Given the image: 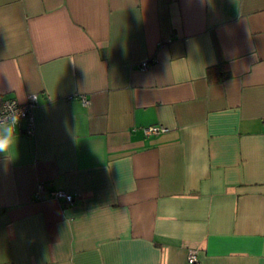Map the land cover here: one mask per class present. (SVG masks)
Masks as SVG:
<instances>
[{"label": "crops", "instance_id": "0c3cea01", "mask_svg": "<svg viewBox=\"0 0 264 264\" xmlns=\"http://www.w3.org/2000/svg\"><path fill=\"white\" fill-rule=\"evenodd\" d=\"M31 94L0 264H264V0H0V109Z\"/></svg>", "mask_w": 264, "mask_h": 264}, {"label": "built area", "instance_id": "2783aa9c", "mask_svg": "<svg viewBox=\"0 0 264 264\" xmlns=\"http://www.w3.org/2000/svg\"><path fill=\"white\" fill-rule=\"evenodd\" d=\"M143 68H147L149 66L148 63L144 62L141 64ZM83 104H87V101L82 97ZM38 106V96L35 94H31L27 96L25 102H18L15 99H7L3 101L1 109H0V118L4 117L9 113L10 109H13L20 114V121L24 120L27 124V133L31 134L33 132V110ZM168 131L167 128L160 125H153L142 128V132L145 136H155L159 134H164ZM45 192V184L44 182L38 183L35 190V199L42 200V194ZM50 197L58 202L63 203L64 205H71L73 203V197L63 191L55 190L51 191ZM188 264H197V252L196 250L190 249L188 250L186 257Z\"/></svg>", "mask_w": 264, "mask_h": 264}, {"label": "clouds", "instance_id": "9594fccd", "mask_svg": "<svg viewBox=\"0 0 264 264\" xmlns=\"http://www.w3.org/2000/svg\"><path fill=\"white\" fill-rule=\"evenodd\" d=\"M20 123V114L13 109L0 118V153L6 157H11L17 145L18 125Z\"/></svg>", "mask_w": 264, "mask_h": 264}]
</instances>
